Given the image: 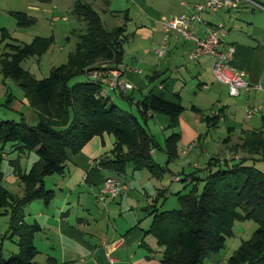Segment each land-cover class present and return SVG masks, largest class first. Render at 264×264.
Here are the masks:
<instances>
[{
  "label": "crops",
  "instance_id": "crops-1",
  "mask_svg": "<svg viewBox=\"0 0 264 264\" xmlns=\"http://www.w3.org/2000/svg\"><path fill=\"white\" fill-rule=\"evenodd\" d=\"M83 1L92 8L98 5L100 11L108 12L113 19L120 14L122 16L118 19L119 24L110 28L105 27L108 30L116 26L123 28L122 59L119 63L111 60H107V63L117 68L122 79L130 82L132 88L123 92L111 91L113 95L110 97L113 102L114 96H118L136 106L137 101L152 93L162 95L166 101L181 104V94L178 89L182 81L178 76H188L189 73L196 79H202L198 81L196 89L209 91L216 101V108L212 107L209 114L222 115L217 125L222 123L221 126L225 127L227 135L224 138L229 135V140L224 142L223 138L222 144L230 149V152L222 156L223 159L246 157L240 148L244 134L259 131L264 135V120H262L264 117V0H252L261 7L240 0L237 6H221L214 15L204 11L201 14L204 23H194L195 33L201 36L206 25L220 20L224 22L225 31L222 40L233 47L229 64L242 70L250 84L248 89H241L236 96L229 94L225 83L215 79L210 56L201 55L196 60L188 58V52L193 46L191 40L174 38L170 42L167 56L161 61L155 57V49L162 38L160 17L166 14L187 13L194 3L202 0H125L120 10L110 9L116 0ZM40 4L47 9L57 8L58 5L57 0H42ZM29 7L36 11L40 9L35 5ZM51 13L54 14L53 11ZM23 14L34 24V16ZM99 16L102 20L100 13ZM60 19L58 16H52L49 22L53 26L54 22ZM61 20L65 21L66 18L63 17ZM127 23L130 24L129 27ZM208 74H211L212 78ZM10 81L11 79H3L0 75V94L4 95L3 98L6 96L8 104L17 101L14 104H17L18 108L29 107L24 95L20 96L21 100H17L16 96L4 88L8 83L10 84ZM9 94H12L13 98L9 97ZM246 107H255L258 110L247 117ZM191 109L192 112L186 116L184 107L179 115L178 124L173 129L167 128L169 119L162 113H155L150 118H156L163 130L179 133L177 145L188 146L193 141H197L198 144L200 141L198 133L205 128L213 127L203 120V117L209 114H203L198 104H193ZM34 112V121L38 122L37 113L35 110ZM238 116L242 117L241 121ZM22 117L24 118V113ZM176 128L179 130L176 131ZM113 143L114 137L103 132L102 135L91 137L77 152L65 148L66 161L63 172L44 177L45 188L54 191L52 199L47 203L35 199L23 207V223L28 226H38L32 237V243L37 251L33 261L37 264H162L164 246L159 245L156 237L148 232L152 221L149 211L153 209L154 203L151 202L150 206L147 204L146 207L144 202L131 192L129 184L119 197L108 201L105 205L96 199V194L106 177L118 175L123 179L127 178L125 174L122 176L101 163L100 158L112 149ZM11 152L10 149L8 153ZM153 152L152 150L151 153ZM29 153L35 155L34 152ZM29 153L20 156L18 152H15V156L7 153L1 155L2 184L12 194L21 195L22 185L9 160L19 157L22 169L27 171L37 159L36 155L25 159ZM250 158L249 161L260 160L261 157L254 155ZM3 211L4 209L0 208V256L6 259L19 253L20 248L17 235L6 237L9 216ZM5 238L12 245H3L2 242L7 240ZM119 240H121L119 244L114 243ZM4 253L9 256L4 257ZM228 254V251L212 254L205 260V264L226 262Z\"/></svg>",
  "mask_w": 264,
  "mask_h": 264
},
{
  "label": "trees",
  "instance_id": "trees-1",
  "mask_svg": "<svg viewBox=\"0 0 264 264\" xmlns=\"http://www.w3.org/2000/svg\"><path fill=\"white\" fill-rule=\"evenodd\" d=\"M73 12L85 23V31L78 35L75 50L69 53L66 63L53 66L40 79L24 69L21 62L46 52L53 37L37 36L23 43L12 38L6 29H0L4 41L0 75L19 86L38 116L35 125L28 124L23 117L20 121L0 120L1 149L8 144L19 156L34 152L37 157L27 171L22 169L19 157L9 160L22 185L21 195L12 194L3 186L0 171V208L9 216L6 237L17 235L20 248L19 253L6 259L0 256V264H37L33 261L37 251L32 237L38 226L23 223V207L35 199L46 203L52 199L54 191L45 188L44 177L63 172L65 148L77 152L91 137L106 132L114 137V143L100 158L104 165L124 175L129 163L135 169L155 164L150 156L157 146L156 139L132 114L120 110L111 97L103 96L97 82L86 79L84 83L69 85L71 78L101 59L119 63L124 42L123 28L106 29L99 13L83 0L75 2ZM12 14L19 26L33 23L22 12ZM9 97L13 98L12 94ZM136 109L145 122L155 113L166 115L167 128L173 129L184 107L179 102L164 100L160 94L148 93L136 102ZM221 116L209 114L203 120L214 127ZM179 137V133L172 132L166 139L169 160L177 155ZM228 140L229 135L223 139ZM240 148L245 158L209 160L200 193L196 179L191 178L190 192L179 195V210L158 211L152 205L148 232L164 246L162 264H205L210 255L225 248L226 239L233 235L234 223L245 220L253 221L256 228L227 257L225 264H264V172L253 164H245L254 155L264 156V135L259 131L244 134ZM213 166L218 168L212 170Z\"/></svg>",
  "mask_w": 264,
  "mask_h": 264
},
{
  "label": "rangeland",
  "instance_id": "rangeland-1",
  "mask_svg": "<svg viewBox=\"0 0 264 264\" xmlns=\"http://www.w3.org/2000/svg\"><path fill=\"white\" fill-rule=\"evenodd\" d=\"M41 1L42 0H0V29H6L12 38L27 43L35 36L53 37V41L46 52L40 56H29L21 62V66L24 69L28 70L39 79L46 77L52 66H58L66 62L69 53L75 50L78 35L85 31V23L80 20L72 10L75 6V0H57V8L52 7L49 9L43 6V4H40ZM124 1L125 0H116L110 9H122ZM32 5L38 6L40 9L36 11L31 10L30 7L28 8V6ZM97 6L98 5L93 8L102 15V21L106 28L119 24L118 19L122 17L121 14L113 19L108 12L104 13L100 11ZM50 10L53 11V15H51L52 13ZM11 12H23L27 15L30 14L34 16V24L30 26H19L16 17ZM52 16H58L61 19L65 17L66 20L63 21L60 19L54 22L52 26L49 22ZM108 18L110 20H108ZM129 25L130 24L127 23L128 27ZM3 46L4 41H1L0 34V54L4 51ZM103 62L107 63V60L101 59L91 65V67L98 66ZM190 75L191 74L188 73V76H178V79L182 81L178 90L181 94V104L185 107V115L188 116V114L192 112L191 106L193 104H198L203 114H209L212 107L213 109L216 108V101L213 100V96L209 91L196 89L198 81L202 79H196L195 76L192 77ZM208 76L212 78L211 74H208ZM85 81V74L79 73L71 78L68 83L69 85H74L76 83H84ZM4 88L16 96L17 100H21V97H23L22 90L12 80L10 84L8 83ZM111 95H113V92H111L110 96ZM3 96L4 95L0 94V120L9 119L20 121L22 113H24V118L27 123H37V120L34 121L33 114L35 112L33 108L30 106H21L18 108L17 104H14L15 102L17 103V101L13 102V104H8L6 96L4 98ZM113 99L120 110L132 114L140 125L154 136L157 142V146L153 149L154 152L151 153L150 156L155 164H152V166H148L147 164L142 165L137 169L134 168L132 163L126 165L125 175L127 178L125 177V179H127V183L131 185V192L136 198L142 200L146 207H148L147 204L150 206L152 202L155 204V207L158 208V211L179 210L181 207L179 195L188 194L190 192L192 188L191 178L194 177L196 179L197 192L200 193L204 186V181L201 179L208 171L207 165L209 160L212 158L223 159L224 154L230 152V149L222 144V139L227 135L225 127L221 126L223 125L221 123L211 129L205 128L204 131L198 133L200 134V141L194 148L182 154L181 151L188 146L177 145L176 157L169 160V155L165 147L166 139L170 137L172 131L163 130L154 117L148 118L145 122L139 116L136 106L134 104H129L125 99H121L118 96H114ZM12 107L16 109L14 110ZM229 116L234 118L232 115ZM163 117L167 119L166 116ZM237 118H239L240 121L242 120L241 116ZM175 130L178 131L179 129L176 128ZM10 149L9 145H5L4 148L1 149L0 144V152L15 156V152L8 153ZM29 157L33 158L35 155L29 153L25 159ZM260 157H262L260 160L245 161V164H253L257 169L264 172V156L260 155ZM217 168V166L211 167L212 170H216ZM175 177H178L179 180L176 181ZM255 228L256 224L251 220L236 221L233 225V235L226 239L225 248L221 249V252L228 251L229 256L233 250L240 245L242 239L247 240L251 236ZM2 243L3 245H12L8 239L4 240ZM6 256L8 257L9 255L4 253V257ZM35 260L37 261V257ZM221 263L225 262L222 261Z\"/></svg>",
  "mask_w": 264,
  "mask_h": 264
},
{
  "label": "built area",
  "instance_id": "built-area-1",
  "mask_svg": "<svg viewBox=\"0 0 264 264\" xmlns=\"http://www.w3.org/2000/svg\"><path fill=\"white\" fill-rule=\"evenodd\" d=\"M239 1L202 0L201 2L194 3L187 13L162 15L159 19L162 38L155 49L156 59L161 61L167 56L172 39L179 37L185 40H191L193 46L188 52V58L190 60H196L201 55L210 56L211 68L215 79L227 85L230 95L236 96L241 89H248L250 84L245 79L244 72L229 64V60L233 54V47L222 40L225 31L224 22L220 20L216 23L206 25L201 36H198L194 31L195 22L204 23L201 16L204 11L214 15L221 6H237ZM244 1L261 7L255 1ZM84 74L87 80L99 84L100 92L105 97L110 98L111 91L119 90L123 92L126 89L132 88L130 82L122 79L120 71L117 68L109 66L106 62L100 63L95 67L90 66L85 68ZM257 110L258 108L255 107H246L245 115L249 117ZM196 144L197 141L191 142L186 149L181 151L182 154L187 153ZM175 180L178 181V177H175ZM127 188L128 183L123 178L108 176L103 180L102 187L96 194V199L105 205L108 201L119 197ZM120 241H115L114 243L119 244Z\"/></svg>",
  "mask_w": 264,
  "mask_h": 264
}]
</instances>
